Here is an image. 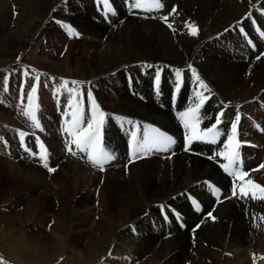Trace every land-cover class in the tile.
Instances as JSON below:
<instances>
[{"label":"bare ground","instance_id":"bare-ground-1","mask_svg":"<svg viewBox=\"0 0 264 264\" xmlns=\"http://www.w3.org/2000/svg\"><path fill=\"white\" fill-rule=\"evenodd\" d=\"M165 1L170 9L153 11L150 16L154 18L148 21L128 17L107 24L102 19L93 21L95 12L87 0H61L65 6L61 19L69 18L72 21L64 22L83 25L88 32L81 31L74 40L47 38L36 55V67L82 82L85 113L90 111L87 90L91 89L106 113L103 140L110 152L122 147V138L132 127L117 116L177 127L165 107L151 99L157 96L155 75L159 69H163L160 89L174 90L176 70L184 73L186 100L185 106H178L181 112L194 106L196 91H203L192 76L191 68H195L210 89L205 95L211 99L201 109V116L214 118L223 111L224 120L231 122L240 114L239 137L245 141L254 136L263 138L253 125L256 120L264 125V55L258 51L248 62L241 32L264 21V0ZM58 2L12 0L13 8L10 1L0 2V58L13 59L0 64V93L5 79L11 93L20 95L23 88V106L35 80L32 75L24 76L27 68L17 73L9 70L19 62L32 66L24 58L37 35L46 31L43 22ZM24 4L26 8L20 9ZM176 4V14L171 15ZM162 16L169 17L172 28ZM189 22L198 28L197 36L190 34ZM52 42L55 47H51ZM20 56L22 61H18ZM49 77L40 76L37 116L44 121L40 123L46 141H53L48 139L45 121L54 124L56 118L49 120L54 114L46 105L52 111L49 94H57L55 87L61 82ZM139 89L147 92L146 98L137 92ZM4 104L0 102V117H5L0 127L5 120L18 121L9 109L4 111ZM212 122L214 119H202L200 128ZM53 133L57 137L55 127ZM58 152L63 154L62 149ZM68 156L56 160L55 172L20 159L8 158L10 163L0 159V248L22 252L29 264L50 262L51 253L59 249L66 253L67 264H90L105 251L108 253L98 264H264L260 259L264 256V220L260 219L264 217V201L236 197L213 203L206 180H225L213 163L176 152L152 153L122 164L119 154L101 171L84 162L76 167ZM249 178L264 185V169ZM189 194L214 207L216 219L195 214ZM171 205L185 211L189 222H198L197 230L179 229L172 220ZM1 257L8 262L4 264H11Z\"/></svg>","mask_w":264,"mask_h":264},{"label":"snow or ice","instance_id":"snow-or-ice-1","mask_svg":"<svg viewBox=\"0 0 264 264\" xmlns=\"http://www.w3.org/2000/svg\"><path fill=\"white\" fill-rule=\"evenodd\" d=\"M104 15L107 17L109 14L115 15V9L113 8L110 0H103ZM130 8L133 9H145L147 11L159 10L164 8V3L162 0H131L129 4ZM176 10H171V15H175ZM251 16V14H249ZM161 19L167 24L169 28H172V23H169L168 16H162ZM63 27L67 30V35L69 37H79L80 33L70 24H64ZM190 34L192 36L198 35V28L191 22L187 24ZM264 35V32L261 33ZM260 57L258 56L257 59ZM191 68V66H189ZM163 69H159L155 75V86L157 93L160 92L161 85V72ZM192 76L199 83V88L203 91L195 92L196 103L194 106L189 107L186 111L179 114L180 120L183 122V126L186 130V141L189 146L193 141H204L210 144H216L218 139L223 133L219 129V125L223 122L224 112L219 111L218 114L213 117H202L201 109L204 107L205 103L210 99L205 92H209L208 86L201 80L200 76L197 74L195 68H191ZM29 75L27 69H25L24 76ZM35 83L30 86V93L27 95V105L22 107L23 116L27 117L31 121L32 127L36 129H42L40 120L38 119L37 112L39 110L38 104V87L40 85V76H35ZM55 81V77L52 78ZM177 86L176 91H180V85L183 83L182 70H176ZM73 87H69V85ZM82 82L80 81H69L67 79H62L61 83L55 87V92L60 93L61 90H66L68 93L67 107L68 111L64 112L65 117L63 131L70 136V140L67 141V151L72 155H77L78 153H84L87 160L99 170L104 171L105 165L109 164L116 157L110 152L103 144V127L105 124L106 113L100 108L97 103L96 98L92 94L91 89L87 90V97L90 105V115L85 118V108L83 105L84 90L80 87ZM8 81L4 80V90L7 91ZM21 101L23 104L24 92L21 88ZM70 117V119H68ZM213 120L209 127L204 129L200 128L202 119ZM241 120L240 114H236L234 122L231 123V134L227 135V142L224 145L225 151L217 152L215 156L210 157V159L215 160L217 157L223 156L227 163L221 165L223 171L228 173L233 178H238L243 183L239 186L235 185L231 189V198L240 199H253L258 201H264V185L256 183L252 179L245 180L249 176L248 172H243L240 169L241 159L238 149L240 148V142L237 139V126ZM128 124H133L131 120L127 121ZM140 125L135 124L136 131L131 132V159L134 161L136 159L143 158L144 156L150 155L155 152H168L169 149L176 143V140L165 132H162L159 128L153 127L151 125L144 126L142 135L140 134ZM35 135L34 133L32 134ZM28 133L24 131L19 132L20 143L25 147V151L29 153L30 156L39 157L42 162L43 167L49 172H55L57 169L51 167L49 164V153L46 146L39 137H36V141L39 147V152L32 151L31 148L25 143V138ZM73 145L76 151H73ZM260 168L264 169V164L260 165ZM213 189V194L219 197V188L209 185ZM197 211H201V206L196 201H193ZM163 207V206H162ZM212 220L216 217L212 215L211 212L207 214ZM264 220V217H260ZM255 258V257H254ZM264 259V256L260 257Z\"/></svg>","mask_w":264,"mask_h":264},{"label":"rangeland","instance_id":"rangeland-1","mask_svg":"<svg viewBox=\"0 0 264 264\" xmlns=\"http://www.w3.org/2000/svg\"><path fill=\"white\" fill-rule=\"evenodd\" d=\"M2 1H4V2H6V1H10V4H11V7L13 8L14 7V4L12 3V0H1L0 2H2ZM90 4H91V8H89V9H92V10H94V12H95V14L93 13V17L95 18V20H93V21H99V20H103V18L101 17V15H100V11L98 10V8L96 7V5H94L95 4V0H87ZM162 2L164 3L165 2V5H164V10L163 11H166V10H169L170 9V7H168L167 5H166V1L165 0H162ZM25 5H27V4H24L23 6H21L20 7V9H24V8H26V6ZM63 7H65L64 5L62 6V2H61V0H59V2H58V4L57 5H55V10H53V12L51 13V15L49 14V16H48V18L47 19H45V21L43 22V25H46L47 24V28H46V31H44V32H41V33H39L38 35H37V39H35L34 40V42H35V44H34V42H33V45H32V47H30L29 48V50H28V54L26 55V57L24 58V61L25 62H27V63H29V64H31L32 66H26V65H23V64H21L20 62H19V64H17V66H15V69L13 68V69H11V70H9V71H11V73H17V70H19L20 72H22V69H25V68H27L28 70H29V75L31 76V77H33V78H35V76L36 75H39V76H50L49 78L51 79V80H53L52 78L53 77H55V81H58L59 82V80H60V82L62 81V79H64V78H62L61 76H55V74L53 75V74H48V73H44L43 72V70L41 71V70H39L36 66H37V61L35 60V58H36V55L42 50V46H43V44L44 43H47L46 42V40H47V38H50V39H53V41L54 40H61V38H60V36H64V37H68V39L69 40H74L73 38H75V39H79V37H69L68 35H67V30L63 27V25L64 24H67V23H65L64 22V20L65 21H72L71 19H64L63 18V20L61 19V15L60 14H62V13H64L63 12V10L65 11V9L63 8ZM67 7V6H66ZM68 8V7H67ZM94 8V9H93ZM174 9L176 8V10L178 9V4H176V6L175 7H173ZM63 9V10H62ZM96 10V11H95ZM54 12H56V13H54ZM67 14V13H66ZM83 15V14H82ZM81 15V16H82ZM84 15H87L86 13L84 14ZM83 15V16H84ZM56 16H58V18L56 17ZM82 16V17H83ZM54 17V18H53ZM128 17H130V18H134V19H136V20H138V21H148V20H150L153 16H150V17H146V18H143V17H136V16H123V17H119V18H117L116 20H117V23H119V22H123V21H125V20H127V18ZM139 18V19H138ZM154 18V17H153ZM49 19V20H48ZM13 21V20H12ZM86 21V20H85ZM104 21V20H103ZM104 22H106L107 24H109V23H114V22H107V21H104ZM79 33L81 32V31H87L88 32V29L85 27V26H83V25H80V24H76V25H72ZM83 26V27H82ZM167 26V25H166ZM54 27V28H53ZM81 27V28H80ZM168 27V26H167ZM56 28H58V31L59 32H63V33H61V34H59L58 33V31H55V29ZM62 28V29H61ZM51 30V31H50ZM170 31H171V29H169ZM85 31V32H86ZM58 35V36H57ZM40 37V38H39ZM67 39V40H68ZM43 41H45V42H43ZM51 47H55V44L52 42L51 43ZM28 56V57H27ZM18 58V57H17ZM20 59H18V61H22V59H21V56L19 57ZM11 58H0V64L1 63H5L6 61H8V60H10ZM26 59V60H25ZM3 60V61H2ZM11 60H13V59H11ZM33 60V61H32ZM36 61V62H35ZM24 66V67H23ZM5 71H8L7 69H4ZM48 74V75H47ZM22 75V74H21ZM19 77H20V75H18ZM59 77V78H58ZM182 77H183V81H184V73H182ZM35 80V79H34ZM186 83V82H185ZM173 85H175V88H176V85H177V81L173 84ZM40 88V85H39V87H38V89ZM174 88V89H175ZM174 91V90H173ZM23 92H24V89H23ZM0 102H2L1 100H0ZM4 105H7V104H4ZM24 104H19V105H14V108H13V106H6L7 107V110H4L5 112H8V109L10 110V114H11V116L12 117H15L18 121V123L15 121V122H13V123H11L12 122V120H5V122H7V123H4L3 125H1V127H0V129H2L3 130V128L6 130V128L8 127V129H9V127L10 126H13V127H21V126H28V121H27V117H25V116H22V118H21V115H22V111H20L21 109L19 108L20 106H23ZM1 107H3V109H4V107L5 106H1ZM10 107V108H9ZM46 108H47V110L49 111V112H52V111H50V109H49V105H46ZM18 109H19V111H18ZM2 110V109H1ZM3 111V110H2ZM17 112V113H16ZM6 114V113H5ZM14 115V116H13ZM4 116V115H3ZM39 117V116H38ZM2 119H5V117H0V121L2 120ZM23 119V120H22ZM55 119V116H52L51 118H49V120H54ZM40 121L41 122H44L42 119H40ZM54 121H56V120H54ZM14 123H15V126H14ZM21 123V124H20ZM45 123H46V126H45V130L46 131H48L49 133H50V135L48 136V139H52L53 141H49L50 142V144L52 143V147H53V150H55L56 149V151L54 152V154L57 156L56 157V160L57 159H59V160H57V161H60L62 158H63V155L64 156H66V154H58L59 152L58 151H60L61 150V147H60V145H59V142H58V140H57V137L54 135V133H53V127H54V124L53 123H50V122H46L45 121ZM53 124V125H52ZM7 125V126H6ZM10 125V126H9ZM28 127H30V126H28ZM32 129H36V128H34V127H32L31 128V130ZM55 137V138H54ZM58 152V153H57ZM1 155H3L2 153H0ZM10 157L9 156H7V155H3V158L0 156V159H3V163L4 162H6V163H10ZM71 159L69 162H71V164H73L74 166H76V167H80V163H82V164H84L83 163V161H80L79 159V161L77 160V159H75L74 157H72V156H68V159ZM13 159V158H12ZM17 160V159H16ZM57 161H55V163L57 164L58 162ZM73 161V162H72ZM26 162H28V161H26ZM5 163V164H6ZM30 162H28V164H29ZM78 164V165H77ZM36 165V164H35ZM38 166V165H37ZM55 166V165H54ZM43 169V168H42ZM43 170H45V169H43ZM45 171H48V170H45ZM47 178L49 179V177L48 176H45V180H47ZM21 210H23V207H22V209ZM7 212H9L8 210H7ZM113 244L114 243H111V246H109L108 248H111L112 246H113ZM206 245H207V243H205ZM107 248V249H108ZM108 253V251H105V252H103V253H101L99 256H97L96 258H94V260H92L91 262H90V264H98L99 262H102L103 260H104V258H105V256H106V254ZM0 254H4L5 256H7L8 258H10V259H12V260H14V261H17V262H19V263H21V264H29V263H27L25 260H24V256L23 255H21V254H23L22 252H19L18 250H12L11 248H0ZM51 261L50 262H48L47 261V263H45V261L42 263V264H67L68 263V261H67V259H66V253L63 251V250H61V249H59V250H55L53 253H51V259H50ZM4 262H6V263H8L7 261H5L4 259H2V257H1V259H0V264H4Z\"/></svg>","mask_w":264,"mask_h":264}]
</instances>
